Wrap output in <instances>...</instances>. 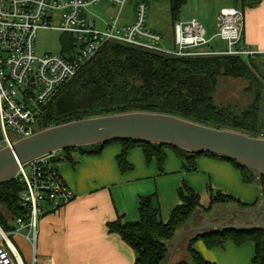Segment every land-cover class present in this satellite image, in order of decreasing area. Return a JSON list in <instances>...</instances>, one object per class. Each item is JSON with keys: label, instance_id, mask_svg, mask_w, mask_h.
Returning a JSON list of instances; mask_svg holds the SVG:
<instances>
[{"label": "trees", "instance_id": "trees-1", "mask_svg": "<svg viewBox=\"0 0 264 264\" xmlns=\"http://www.w3.org/2000/svg\"><path fill=\"white\" fill-rule=\"evenodd\" d=\"M261 1L231 0L232 6L242 11L257 6ZM167 2L174 24L178 21L181 7L188 0ZM252 62L241 56L227 55L173 57L106 43L43 107L33 129L38 132L87 118L143 112L169 115L215 129L264 138V116L258 119L256 112L252 111L237 114L229 108L218 107L213 99L221 79H243L251 88L254 87L256 95L253 105H256L260 101L261 82ZM111 144L121 148L116 157L120 172L130 169L126 157L132 149H141L145 161L154 160L159 168L165 160V150L169 149L176 154L184 171H194L200 156L213 157L228 161L235 167L243 183L260 187V194L252 204H243L208 187L209 203L203 207L198 194L182 184L177 190L179 204L173 208L166 222L160 220L152 195L140 197L136 221L107 224L108 232L117 234L133 250L134 264H166L176 236L185 229L211 221L249 224L257 218L259 211L264 210V174H256L235 161L214 154L122 140L68 148L54 153L52 161L58 164L74 150L83 155H99L103 148ZM23 188L17 179L0 184V208L7 212L12 222L23 213L18 202ZM6 221L0 215V229L8 234L12 226L9 228ZM197 241H202L207 248H221L229 241L237 246L250 242L254 246L251 264H264V228L261 224L248 230L213 229L187 234L174 251L171 264H210L194 249Z\"/></svg>", "mask_w": 264, "mask_h": 264}, {"label": "built area", "instance_id": "built-area-1", "mask_svg": "<svg viewBox=\"0 0 264 264\" xmlns=\"http://www.w3.org/2000/svg\"><path fill=\"white\" fill-rule=\"evenodd\" d=\"M102 1L118 8L104 27L85 14V8ZM126 0H0V149L34 133L43 107L64 87L106 43H117L173 57L214 55H260L243 43V11L233 6L221 8L216 17L215 38L223 49H210L205 29L196 20L173 24L174 49L164 47L162 35L146 28L147 6L136 3L132 22L121 11ZM38 30L70 34L72 50L65 54H34ZM54 153L18 165L15 179L24 187L18 195L23 209L7 234L0 229V264H23L10 240L21 234L29 243L31 264L37 263L35 243L40 219L69 204L72 192L63 183Z\"/></svg>", "mask_w": 264, "mask_h": 264}, {"label": "crops", "instance_id": "crops-1", "mask_svg": "<svg viewBox=\"0 0 264 264\" xmlns=\"http://www.w3.org/2000/svg\"><path fill=\"white\" fill-rule=\"evenodd\" d=\"M190 2L195 9H209L219 2L211 20L201 25L210 46L222 48L221 43L220 47L215 44L219 43L215 42L216 17L221 8L232 6L231 0H188L187 3ZM104 8L101 11H106ZM91 10L90 6L86 7L85 14L95 20L97 27L100 23L104 27L111 16L104 19ZM148 29L159 33L153 26ZM243 43L264 54V0L243 10ZM120 151L117 144L106 146L95 156L74 150L58 162L59 175L73 199L40 219L35 243L36 264H134L133 250L117 234L109 233L107 224L136 221L137 204L142 196H153L159 218L166 222L179 204L177 190L182 184L198 194L203 207L209 203L208 187L243 204H252L260 194L258 185L243 183L239 171L225 160L200 156L195 170L187 172L172 150H165V160L159 168L154 160L147 163L141 149L135 148L126 157L130 169L120 172L116 163ZM0 215L11 228L13 223L7 212L0 208ZM20 233H11L10 240L22 263L31 264L29 243L22 237L23 232ZM193 247L210 264H251L254 255L250 242L237 246L229 241L221 248H207L202 241H197Z\"/></svg>", "mask_w": 264, "mask_h": 264}, {"label": "water", "instance_id": "water-1", "mask_svg": "<svg viewBox=\"0 0 264 264\" xmlns=\"http://www.w3.org/2000/svg\"><path fill=\"white\" fill-rule=\"evenodd\" d=\"M167 145L193 153H209L237 162L256 174H264V138L199 125L177 117L133 112L87 118L52 126L0 149V184L15 179L18 165L72 147L111 141ZM264 219V210L249 224L211 221L181 231L175 238L166 264H171L181 239L205 230L253 229Z\"/></svg>", "mask_w": 264, "mask_h": 264}, {"label": "rangeland", "instance_id": "rangeland-1", "mask_svg": "<svg viewBox=\"0 0 264 264\" xmlns=\"http://www.w3.org/2000/svg\"><path fill=\"white\" fill-rule=\"evenodd\" d=\"M139 1L141 0H126V4L121 11V17L125 22L132 21L136 3ZM143 1L147 6L146 28H151L153 26V28L158 29L165 40L163 46L173 50L175 48L173 43V24L170 19L167 0ZM105 3L102 1L99 5L90 6L93 11L100 14L99 16L104 19L113 16L118 11V8L114 5ZM218 3L219 2L209 7V9H207V7H196L195 9L192 2L189 4L186 3L179 11L178 21L183 22L194 19L198 23L205 25L203 22L211 20L212 14L218 9ZM103 7H106L104 8L106 11H101ZM107 7L110 8L108 9ZM100 25L98 26L99 29L102 28V23H100ZM215 42L214 43L218 44L219 47L221 44L223 45L222 47H224V44L217 39ZM72 45L73 41L68 33L55 30H38L34 39V54L36 56H41L44 53L65 54L67 51L69 52L72 50ZM260 55L248 58L254 61L252 63L255 65L256 75L261 82L260 101L256 105H253L256 91L253 89L254 87L251 88V85L247 81L243 79L223 78L219 81L213 97L218 107L229 108L237 114L246 111L256 112L258 119L264 116V57H259ZM258 196L259 195L255 196L253 202ZM260 224L264 228V219Z\"/></svg>", "mask_w": 264, "mask_h": 264}]
</instances>
